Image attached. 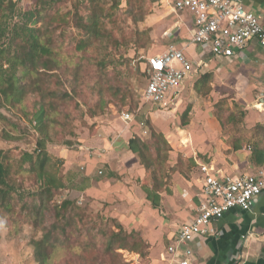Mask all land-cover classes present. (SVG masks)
Returning a JSON list of instances; mask_svg holds the SVG:
<instances>
[{"label":"rangeland","instance_id":"1","mask_svg":"<svg viewBox=\"0 0 264 264\" xmlns=\"http://www.w3.org/2000/svg\"><path fill=\"white\" fill-rule=\"evenodd\" d=\"M170 1L40 0L39 4L36 0H0V27L4 28L0 48L5 50L4 55L22 52L27 36L19 28L26 22L29 27L39 28L42 41L50 49L48 66L51 61L58 63L52 70H39V89L21 83L22 79L29 82V74L21 66L0 62V112L4 116L0 120V150L8 155L10 177L20 186L12 192L9 213L0 210V264H38L32 241L42 237L44 226L29 223L23 202L28 201L27 192L39 182L29 163L21 160L23 153L35 159L44 152L49 158L44 162L45 171L63 184L52 204L62 199L72 202L66 214L74 219L65 233H74L68 237L58 235L56 244H60L50 264H143L149 254L158 257L164 248L156 250L155 245L148 251V242L155 236L148 231L151 226L147 223V227L139 223L138 231L130 227L138 209L130 206L131 201L124 202L126 199L119 195L122 188L126 194L135 193V188L138 192L146 188L157 193L160 199L154 215H162V197L171 201L169 196L175 190L181 194L182 189L188 197L193 195L199 159L213 160L214 166L224 170L231 162V152L247 142L254 144L256 125L247 134L241 123L243 114L257 110L256 106L252 107V102L248 106L243 100V85L235 88L225 80H215L210 70L207 78L200 74L194 80L188 79L177 103L166 109L142 102L148 55L169 44L185 49L189 56L193 53L185 24L188 18L179 17L181 13L172 10ZM13 26L18 27L15 33L10 31ZM48 100L54 116H44L45 132H40L33 120ZM124 110L133 113L131 121L121 119ZM128 137H137L146 144L150 167H143L145 173L141 176L122 169L114 174V182L122 188H114L113 199L106 195L107 199L97 201L90 196L92 200L83 201L77 175L85 164L65 170V160L56 153L66 159L75 156L86 160L103 151L91 140L101 138L116 143L122 159L128 145L125 149L121 139ZM39 142L42 147L38 152ZM130 156L132 159L128 153ZM143 215L140 218L145 220ZM62 221L68 220L59 218L58 225ZM109 230L123 236L134 234L132 244L115 250L118 256L101 249L106 239L99 231Z\"/></svg>","mask_w":264,"mask_h":264},{"label":"crops","instance_id":"2","mask_svg":"<svg viewBox=\"0 0 264 264\" xmlns=\"http://www.w3.org/2000/svg\"><path fill=\"white\" fill-rule=\"evenodd\" d=\"M243 3L246 8L258 14L264 23V0H243ZM181 16L179 15V17ZM179 22L180 20L177 23ZM185 24L188 30L192 26L189 20H186ZM190 47L193 48L191 44ZM192 51L194 53V48ZM193 53H191L193 59L202 58L206 64L203 68L204 72L209 70L213 72L215 80H225V84L235 88L238 84L243 85V100L246 101L248 106L252 102L251 106L255 107L260 95L264 94V65L262 53L258 46L253 49H245L241 56H233L227 59L216 58L209 54L194 56ZM191 78L194 80L196 77ZM187 80L184 83V87L187 84ZM253 95L255 96L253 97ZM255 108L257 110L251 109L245 113L241 123L246 128L247 134L250 133L253 125H256L257 132L253 145L247 142L246 145L231 152L228 155L231 162L228 163L227 168H224V170L214 166L213 160L205 162L199 159L197 164L207 163L220 173L234 175L264 170V109ZM124 131L122 130V132ZM129 138L121 139V145L125 149H127L126 145ZM91 140L103 150L95 157H85L87 158L85 160L75 156H72V158L68 156L66 159L63 154L56 153L57 156L65 160V170L71 167L74 168L76 164H85V167L77 175L79 178L78 193L81 194L83 201L92 200L91 197L97 201L107 199V196L109 199H113L111 197L115 190L114 188H122L121 185L114 182V174H117V172L120 174L122 170L126 172L131 170L133 174L140 176L145 173V169L139 163L135 153L128 150L123 154V158L120 159L121 151L115 149L116 143L111 144L108 141H103L101 138ZM128 153L133 156L132 159L131 156L128 157ZM114 156H117L118 160H114ZM117 161L119 165L116 164ZM242 168L244 169L242 171L236 170ZM99 171L100 174L103 172V175H98ZM198 178L197 186L192 196L188 197L186 190L182 189L183 192L181 194L178 190L177 192L175 190L172 194L173 196H169L171 201L169 198L167 200L162 197V215L156 214L157 216L154 214L158 210L146 199L144 191L140 189L141 191L138 192L136 191L138 189L135 188V193L128 192L129 194H126V191L122 188L123 193L120 192L119 195L126 199L124 202L131 201L132 204L130 206L135 205L138 209L137 214L131 218L130 227L138 231L139 223L143 225L147 223L151 226V230L148 228V231L155 236L152 241L148 242V251L151 252L153 250L152 247L155 245H157L154 247L156 250H158V247H160L159 250L164 248L158 254V257H153L149 254L146 262L143 260V264L168 263V255L164 253L166 246L173 244L174 236L179 227L193 218V208L196 202L195 195L200 190ZM118 182L121 183L120 180ZM186 182L192 186L191 182ZM110 186L113 188H108ZM100 194L107 196L104 197ZM174 202L181 204V207ZM141 214H144L143 218L145 220L140 218ZM131 220L129 219V221ZM213 227L219 231V235L196 237L187 243V246L192 251V256L190 257L191 264H264V192L255 198L249 211L231 210L223 218L213 222ZM162 254L164 257H167L166 260H163Z\"/></svg>","mask_w":264,"mask_h":264},{"label":"built area","instance_id":"3","mask_svg":"<svg viewBox=\"0 0 264 264\" xmlns=\"http://www.w3.org/2000/svg\"><path fill=\"white\" fill-rule=\"evenodd\" d=\"M170 7L175 13L186 16L192 25L189 33L194 56L209 54L227 59L258 46L264 65V23L258 14L245 7L243 0H172ZM190 56L185 49L173 44L148 55L142 102L162 109L176 104L185 81L203 73L206 66L202 58ZM256 107L264 109V94L260 95ZM120 117L128 122L133 113L124 110ZM197 166L200 190L195 195L194 215L179 227L173 244L166 246L167 264H191L192 251L188 242L196 237L219 235L213 222L231 210L249 211L255 198L264 192V170L234 175L220 173L207 163ZM162 257L167 259L163 254Z\"/></svg>","mask_w":264,"mask_h":264},{"label":"trees","instance_id":"4","mask_svg":"<svg viewBox=\"0 0 264 264\" xmlns=\"http://www.w3.org/2000/svg\"><path fill=\"white\" fill-rule=\"evenodd\" d=\"M36 1L40 4V0ZM47 2L51 3L53 0H47ZM31 15L32 14L29 13V16ZM16 28L18 27L13 26L10 28V31L15 33L17 31ZM19 29H24L27 36V41L23 45L22 52L13 51L8 53V55H4L5 50L0 48V62L3 60L11 66H21L24 73L29 74V82H24L22 79L21 83L26 85L30 84L32 87L36 86L40 89L38 76L41 75V72L39 70H52L55 68L54 66H58V63L56 62L55 64H52L51 61V64L48 66L50 49L47 47L46 43L42 41V38L39 35V28L29 27L26 25V22H24ZM3 34L4 28L0 27V37ZM201 74H203L202 78L208 77L206 72ZM244 115L245 114H243L242 117H244ZM44 116H54L53 105L50 103V100L45 101V103L42 104L40 111L34 116L33 121L39 124L40 132H45L46 124L44 125ZM2 119H4V116L0 112V120ZM127 145L128 150L137 155L139 163L145 169H148L150 163L145 156V150L147 148L146 144L137 137H131L128 139ZM38 146L39 148H37L39 152L42 143L39 142ZM46 158L49 159L44 152L41 156L37 155L35 159L29 153H23L21 155V160L29 163L30 170L35 171L36 181L39 182L35 189H31L27 192L26 196L28 201L23 202V205L26 208L25 215L29 223L33 226H44L42 237L32 241L34 257L38 264H50V260L53 258L54 252L58 249L60 244H56L59 240L58 235L60 233L66 237L74 233V230H71L68 234L65 233L66 230H68L67 227L72 224L74 219L73 215L71 216L70 214L67 216L66 214L69 207L72 205V202L68 199H62L60 203L52 204L53 197L61 190V188H63V184L55 175L45 171L44 162ZM16 185V181L10 177L8 155L0 150V210L4 213H9L13 206L12 201L14 200V194L12 192H16L18 187L20 188L19 185H17L18 187ZM143 191L146 194V199L151 205L157 207L159 205V195L157 193L152 194L146 188H143ZM16 200L20 199L17 198ZM59 218L68 221H62V223L58 225L57 219ZM45 222H47V225H44ZM99 233L106 239L105 243L101 245V249L106 251L108 255L112 254L118 256L115 252L116 249L125 248L134 241L133 233H129L125 236L115 233L112 230L99 231ZM52 236H54L53 241L51 240ZM102 263H104V261H102Z\"/></svg>","mask_w":264,"mask_h":264},{"label":"bare ground","instance_id":"5","mask_svg":"<svg viewBox=\"0 0 264 264\" xmlns=\"http://www.w3.org/2000/svg\"><path fill=\"white\" fill-rule=\"evenodd\" d=\"M256 106V105H255Z\"/></svg>","mask_w":264,"mask_h":264}]
</instances>
